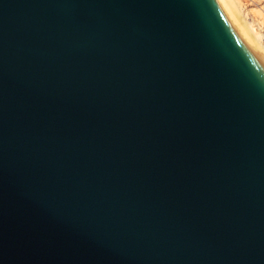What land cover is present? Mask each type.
<instances>
[{
  "label": "water",
  "instance_id": "95a60500",
  "mask_svg": "<svg viewBox=\"0 0 264 264\" xmlns=\"http://www.w3.org/2000/svg\"><path fill=\"white\" fill-rule=\"evenodd\" d=\"M0 264H264V55L230 0H0Z\"/></svg>",
  "mask_w": 264,
  "mask_h": 264
},
{
  "label": "rangeland",
  "instance_id": "374dc122",
  "mask_svg": "<svg viewBox=\"0 0 264 264\" xmlns=\"http://www.w3.org/2000/svg\"><path fill=\"white\" fill-rule=\"evenodd\" d=\"M242 20L253 32L261 33L258 25L264 24V0H231ZM262 36V33H261ZM262 38V37H261ZM261 42V40H260ZM262 43V42H261ZM264 48V45L262 44Z\"/></svg>",
  "mask_w": 264,
  "mask_h": 264
},
{
  "label": "bare ground",
  "instance_id": "6f19581e",
  "mask_svg": "<svg viewBox=\"0 0 264 264\" xmlns=\"http://www.w3.org/2000/svg\"><path fill=\"white\" fill-rule=\"evenodd\" d=\"M231 1V0H230ZM232 3V1H231ZM233 5V3H232ZM236 10V9H235ZM237 11V10H236ZM238 12V11H237ZM240 16V15H239ZM241 18V17H240ZM242 19V18H241ZM243 21V20H242ZM243 23L245 24L246 28L248 29V31L250 32L251 36L253 37L254 41L256 42V44L258 45L259 49L261 50V52L264 55V48L262 47V43L260 42L261 40V33L259 32H253L252 29L250 28V26L248 24H246L244 21Z\"/></svg>",
  "mask_w": 264,
  "mask_h": 264
},
{
  "label": "built area",
  "instance_id": "2783aa9c",
  "mask_svg": "<svg viewBox=\"0 0 264 264\" xmlns=\"http://www.w3.org/2000/svg\"><path fill=\"white\" fill-rule=\"evenodd\" d=\"M258 28L260 29L261 33H262V38H261V42L264 45V24H260L258 25Z\"/></svg>",
  "mask_w": 264,
  "mask_h": 264
}]
</instances>
